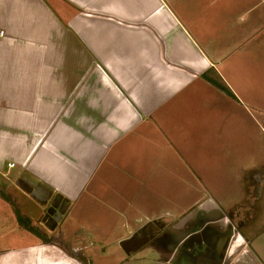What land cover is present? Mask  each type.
Masks as SVG:
<instances>
[{
	"label": "crops",
	"instance_id": "obj_1",
	"mask_svg": "<svg viewBox=\"0 0 264 264\" xmlns=\"http://www.w3.org/2000/svg\"><path fill=\"white\" fill-rule=\"evenodd\" d=\"M0 30V264H183L139 232L242 219L256 187L263 264L264 0H0ZM217 168L229 205L197 195Z\"/></svg>",
	"mask_w": 264,
	"mask_h": 264
},
{
	"label": "flooded vegetation",
	"instance_id": "obj_2",
	"mask_svg": "<svg viewBox=\"0 0 264 264\" xmlns=\"http://www.w3.org/2000/svg\"><path fill=\"white\" fill-rule=\"evenodd\" d=\"M260 192V187H256L252 202L244 203L251 209L244 210L242 219L236 220L234 217L227 216L224 220L211 211L209 214H202L195 218V222L185 229L172 231L169 230L170 228L166 230L160 228L159 231L154 232L146 227L139 232L138 236L142 237L145 244L148 243L149 237L157 248L175 252L174 259L183 264H223L222 253L227 252L226 246L229 241L231 242L244 229L257 227L255 222L263 208ZM52 205L56 209L60 206L53 199L48 202V210H52ZM212 217L213 221L210 220Z\"/></svg>",
	"mask_w": 264,
	"mask_h": 264
},
{
	"label": "rangeland",
	"instance_id": "obj_3",
	"mask_svg": "<svg viewBox=\"0 0 264 264\" xmlns=\"http://www.w3.org/2000/svg\"><path fill=\"white\" fill-rule=\"evenodd\" d=\"M215 133L212 132V134H215ZM242 134L243 133L239 134L238 140L240 139V137H242L241 136ZM237 135L238 134H236V133L234 134L233 140L236 138ZM229 138H231V136H229ZM222 147L223 146H222V143L221 142L216 141V140H212V143L211 144H208V148H207L206 152L204 153L203 162L206 161V163H207V161H208L207 159H212L213 160L214 159V155L216 157H218L220 155V153L222 152ZM228 147L230 148L231 147V144H229ZM233 147L235 149H237L239 152H246V149L249 148L250 146H249V144L242 145V144H239L238 143L237 144V147L236 146H233ZM243 154L245 156H247L246 153H243ZM245 156L239 157L238 159L244 161V159H246ZM214 161L215 162H218V163L221 162L220 160H214ZM209 163H212V162L209 161ZM216 171H217L218 175L220 176V178H218L216 176H212L210 178H207L208 181L211 180V182H212V184L210 183L211 186H209V188L215 189V186L217 185V181L220 179V181L218 183V186L219 187L223 186V180H224L225 181V184H226V188L229 191L224 192V193H219V192H216V193L203 192V194H197V195L199 197L201 195L203 197H204V195L206 197H208V198L211 197L213 199V202H215L216 200L218 201V199L223 196L224 201L227 203V205H229V204H231L232 201H236V199H237L236 193H235V192H237V187H235V185H233L230 182V179L232 177H234V178H236L237 181H240L241 178H242V176L244 174H243V172H240L237 176L235 175L236 177L232 175L231 177L221 178V176H222V170L217 168ZM234 190H235V192H234ZM238 195H239V193L237 194V196ZM193 196H194V193H191L190 194V197H191L192 200L194 199ZM34 210H35V212H34ZM29 211H30V213H34V215L30 218L29 223L32 224V225H34L35 227H39L38 224H37L38 223L37 222L38 221V217L40 215L39 214V211L37 209H34V207L31 208V209H29ZM207 211H209V209ZM210 220L213 221V217H212V219L210 218ZM88 224L89 225H85V226L86 227H89L90 226V227H94L95 229H99V228H97V226H93L91 223H88ZM77 228L81 229L79 224H77ZM77 228H76V225H74V227H71L69 229V231L66 232V236L69 237L72 234H74V236L75 235H79V233H75V231H76ZM59 229H60V226L55 231L57 232V231H59ZM99 230L101 231L102 230V227H100ZM256 230L258 231V227L256 228ZM260 231L264 232V224L260 226ZM48 233L49 232H47V234ZM236 239H240V246L238 248H236V249H234V250L231 251V246L234 244V241ZM62 240L65 241V239H62ZM140 245H144V242H141ZM248 248L249 247H247L246 243H243L242 239L239 236H237L235 239H232V241L231 242L229 241V243L226 246L227 252L226 253H222V257H223V260H224V263L223 264H258L256 262L255 257L253 256L252 252L250 253V251H249ZM251 248L253 250L258 251L260 254H262V251H264V242H260L259 244H253L251 246ZM147 252H150V251L148 250ZM145 254H147V253H145ZM147 255H148V257L150 256L152 258H158V260H159V258L162 259V260H164L163 257H160V255H156L154 252L148 253ZM172 258L174 259V257H172ZM170 259H171V257L168 260H170ZM262 260H263L262 262L264 264V256H262ZM175 261L181 263L180 261H177V260H175Z\"/></svg>",
	"mask_w": 264,
	"mask_h": 264
},
{
	"label": "water",
	"instance_id": "obj_4",
	"mask_svg": "<svg viewBox=\"0 0 264 264\" xmlns=\"http://www.w3.org/2000/svg\"><path fill=\"white\" fill-rule=\"evenodd\" d=\"M52 210H47L45 218L47 222H45V218L43 222H45V227H47L50 231H53L57 222L60 220L61 216L65 213V209L62 208V205L57 209L52 205Z\"/></svg>",
	"mask_w": 264,
	"mask_h": 264
},
{
	"label": "built area",
	"instance_id": "obj_5",
	"mask_svg": "<svg viewBox=\"0 0 264 264\" xmlns=\"http://www.w3.org/2000/svg\"><path fill=\"white\" fill-rule=\"evenodd\" d=\"M4 36V32L0 30V38ZM10 167H13L14 165L13 164H10L9 165Z\"/></svg>",
	"mask_w": 264,
	"mask_h": 264
},
{
	"label": "trees",
	"instance_id": "obj_6",
	"mask_svg": "<svg viewBox=\"0 0 264 264\" xmlns=\"http://www.w3.org/2000/svg\"><path fill=\"white\" fill-rule=\"evenodd\" d=\"M22 224H24V223H22ZM44 241H45L46 243H50L51 240L49 239V237H46V236H45Z\"/></svg>",
	"mask_w": 264,
	"mask_h": 264
},
{
	"label": "bare ground",
	"instance_id": "obj_7",
	"mask_svg": "<svg viewBox=\"0 0 264 264\" xmlns=\"http://www.w3.org/2000/svg\"><path fill=\"white\" fill-rule=\"evenodd\" d=\"M234 246V245H233Z\"/></svg>",
	"mask_w": 264,
	"mask_h": 264
}]
</instances>
